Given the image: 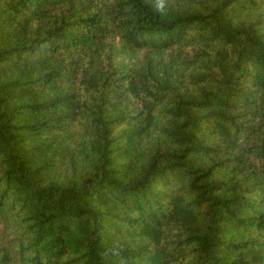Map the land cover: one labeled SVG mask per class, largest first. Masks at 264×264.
Listing matches in <instances>:
<instances>
[{
  "label": "trees",
  "instance_id": "16d2710c",
  "mask_svg": "<svg viewBox=\"0 0 264 264\" xmlns=\"http://www.w3.org/2000/svg\"><path fill=\"white\" fill-rule=\"evenodd\" d=\"M0 264H264V0H0Z\"/></svg>",
  "mask_w": 264,
  "mask_h": 264
}]
</instances>
